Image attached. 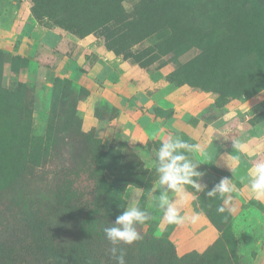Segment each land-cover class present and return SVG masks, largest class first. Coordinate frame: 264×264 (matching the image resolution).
Instances as JSON below:
<instances>
[{
	"label": "rangeland",
	"instance_id": "1",
	"mask_svg": "<svg viewBox=\"0 0 264 264\" xmlns=\"http://www.w3.org/2000/svg\"><path fill=\"white\" fill-rule=\"evenodd\" d=\"M253 1L25 0L35 50L0 47V264H116L104 229L137 204L149 218L141 241L120 245L126 264H264V203L245 169L264 162V4ZM128 71L122 109L105 92ZM199 117L217 134L184 153L205 192L186 187L217 235L182 256L157 204L177 196L158 183V152L170 134L199 145L184 129ZM221 151L239 163L216 166ZM223 178L233 190L206 196Z\"/></svg>",
	"mask_w": 264,
	"mask_h": 264
},
{
	"label": "clouds",
	"instance_id": "2",
	"mask_svg": "<svg viewBox=\"0 0 264 264\" xmlns=\"http://www.w3.org/2000/svg\"><path fill=\"white\" fill-rule=\"evenodd\" d=\"M203 151L202 145H191L176 135H168L162 142L158 160L159 166V185H167V189L177 194L175 199H170L165 193L158 197V206L163 209V219L169 224H182L187 217L181 215V210L194 199L191 193L187 191L188 185H191L197 192H205L206 186L201 185L198 180L202 173L197 171V163H194L188 155L184 153L192 150ZM254 153H249L253 155ZM250 172V190L253 198L260 200L264 198V162H257L249 170ZM197 177H199L197 179ZM233 190L231 179L223 178L210 191H206V196L214 197L217 192L224 194ZM218 211L223 212L220 208ZM149 218L148 213L142 210L137 204L126 208L122 214L116 217L111 227L104 229L106 239L110 243V254L116 264H126L125 250L120 247L121 244L132 245L134 242L141 241L143 237L137 231V225L143 224Z\"/></svg>",
	"mask_w": 264,
	"mask_h": 264
},
{
	"label": "crops",
	"instance_id": "3",
	"mask_svg": "<svg viewBox=\"0 0 264 264\" xmlns=\"http://www.w3.org/2000/svg\"><path fill=\"white\" fill-rule=\"evenodd\" d=\"M11 2V4L15 5L14 12L7 10V12H3L1 14L2 16H0V18H2L1 20H3L8 18V15H10L9 23L0 22V47L10 48L11 52L16 53L33 52L35 50V45L38 42L37 40L40 38L38 32H41V26L38 22L31 19L32 17L27 11L25 0H11ZM45 28L46 27L43 26L42 31H44ZM89 36L84 38L89 40L91 38ZM76 41L78 46L86 44L83 39H78ZM78 48L79 47H77L76 51L74 50L73 54L79 50ZM130 77V71L118 74L117 78L113 82L108 83L110 88H107L105 92L106 96H109L111 103L122 109L125 108V106H122L121 102L126 96H130ZM188 113L192 115L195 114V111L189 110ZM213 125V122L206 123L203 117H199L197 127L186 126L184 129L191 137L200 141L199 145L205 146L213 139V135L217 134ZM246 149L247 152L245 154L249 159H246V162H248L255 153L254 147H247ZM249 153L254 154L249 155ZM241 154L242 152L238 154V157L241 156ZM236 158L237 157L228 152L221 151L219 154L215 155L214 162L216 166L227 169L228 167H233L237 162L239 163V161H236ZM245 169H248V171L250 170L249 163L245 165ZM247 188L250 197H253L250 187ZM192 201L193 199H190L189 203L181 210V215L187 217V219H185V221L182 224H179L175 229V233L179 238L177 241L178 246H176V252L178 255H184L191 251H203L206 249V246L210 243V241H212L214 234L215 236L217 235L216 229L210 223L207 216L203 213L195 211ZM260 201L264 203V198L260 199ZM230 206L231 213L237 215L242 210V201L238 197H232Z\"/></svg>",
	"mask_w": 264,
	"mask_h": 264
},
{
	"label": "trees",
	"instance_id": "4",
	"mask_svg": "<svg viewBox=\"0 0 264 264\" xmlns=\"http://www.w3.org/2000/svg\"><path fill=\"white\" fill-rule=\"evenodd\" d=\"M253 1V0H252ZM258 1H262V3L264 4V0H258ZM254 2V1H253ZM67 27V26H66ZM67 28H69V27H67ZM94 29V27H90L89 29H87L86 31L87 32H89V31H91V30H93ZM27 175H28V172L26 171L25 172V175L23 174V177H27ZM24 179H26V178H24ZM100 180H102V179H100ZM102 204L104 205V208L101 210L102 211V213H107V211H109V213H113V208H110V206H111V201H110V199L107 197V198H103L102 199ZM91 208H92V204H91ZM1 229V228H0ZM192 252V251H191ZM190 253V252H189ZM188 253H186V254H184V255H182V256H186ZM192 264H197L195 261H193V263Z\"/></svg>",
	"mask_w": 264,
	"mask_h": 264
}]
</instances>
